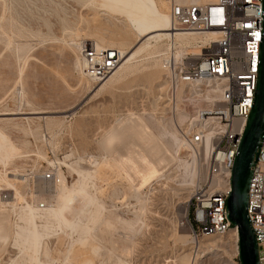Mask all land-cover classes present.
Listing matches in <instances>:
<instances>
[{
    "label": "rangeland",
    "instance_id": "1",
    "mask_svg": "<svg viewBox=\"0 0 264 264\" xmlns=\"http://www.w3.org/2000/svg\"><path fill=\"white\" fill-rule=\"evenodd\" d=\"M91 1L0 0V129L9 134L18 149L8 166L0 164V176L22 177L12 181L16 182L18 195L2 182L1 191L4 192L0 191V198L11 191L14 196L11 195L12 202L2 200L4 204L0 209L8 213L13 227L27 204L40 211L47 209L46 202L34 203L33 197L38 196L40 184H53L54 180H44L45 174L51 173L55 177L61 170L71 186L77 175L70 174L64 163L77 162L85 171L94 170L93 159L100 160L104 155L99 149L102 137L127 116L142 119L155 135L175 131L177 137L184 140L179 128L188 122V119L181 122L179 117L185 111L181 106L184 102H177L176 117L164 113L163 102H159L160 93L165 91L162 88L165 85L162 57L156 58V64L154 59L143 54L135 60L136 68L131 73L120 79L114 76L102 86L93 84L75 69L80 56L78 49L72 46L73 42L88 43L90 39L89 43H92L104 39L105 46L119 50L122 44L121 48L129 51H135L143 43L140 37L129 32L123 18H113ZM163 2V10L169 13L168 0ZM156 47L163 55L168 49V41ZM197 110L195 108L194 116ZM162 142L163 146L173 149L169 135H165ZM183 148L182 162L162 165L160 177L140 191L138 198L135 189L139 179L134 172L130 179L124 174H108L106 179L109 180L97 183L104 189L99 200L112 224L106 238L118 244L116 256L130 247L124 234L133 242L131 254L125 260L127 264L240 263L235 257L237 253L231 236L204 238L197 243L190 228L181 226V221L186 219L185 209L192 213L189 209L192 192L202 181L205 163L200 160L196 183H188L184 164H192V157L190 148L187 145ZM41 205L45 207L40 208ZM141 207H144L142 220L134 224L133 230H128L124 221H133ZM70 241L68 234L52 240V255L61 261ZM221 241L229 242L230 246ZM107 246L110 248V243ZM5 252L0 256V264H9L10 259L21 256L13 240ZM86 257L92 258L94 264L116 261L110 252L101 258Z\"/></svg>",
    "mask_w": 264,
    "mask_h": 264
},
{
    "label": "bare ground",
    "instance_id": "2",
    "mask_svg": "<svg viewBox=\"0 0 264 264\" xmlns=\"http://www.w3.org/2000/svg\"><path fill=\"white\" fill-rule=\"evenodd\" d=\"M178 1L185 4L216 3V0ZM91 3L99 4V8L112 15L113 18H123L125 23H127L126 25L129 27V32L140 37V42L143 41L138 49H134L135 51L131 49L132 51H129L121 48L122 44L119 50H114L110 48L113 46H105L103 44L104 39L93 40L94 42H92V45L95 46L97 50L114 52L117 54L119 60V65L115 72L106 81L101 83H95L85 75L81 60V52L85 42L81 44L77 43V41L73 42L72 46L78 49L77 52H79L80 56V59L76 61L75 69L82 73L83 76L93 84L105 85L114 76H116L115 79H120L128 75L136 68L135 60L143 54H147L149 59H154L156 64L158 62L156 58L162 57V66L165 74L166 61L169 58L179 61L188 55L190 60L194 61L198 56L203 54L204 46L216 37V35L213 34H202L190 32L186 29L175 28L170 14V5L169 13L165 12L163 10L165 4L163 0H92ZM165 40L168 41V49L162 55L163 51L157 50L156 46L160 45ZM89 41L90 39H88V43ZM188 48H192L191 52H186ZM118 82H120V80ZM165 87L163 89H165ZM205 92L206 93H198L196 91L192 96L188 98L186 96L187 100L190 101L193 106H196L195 108H198L196 114L203 110H209L211 107L212 102L210 101H212L214 97L211 95L209 89H206ZM179 101H184L183 91L179 92ZM203 103L206 105L202 106ZM27 104H29V102H27ZM33 114L39 113H32V115ZM127 117L126 119H122L118 125L113 126L112 129L106 132L102 137L99 142V149L104 155L100 159L101 162H98L100 160L93 159L92 164H95L94 170L85 171L77 162L71 165L64 163L70 174L75 173L77 175L75 183L70 186L65 175L61 170H58L55 173L53 184L48 183V186L39 185L37 189L38 196L35 194V196H33L34 203L38 201L46 202L48 204L46 210L40 211L35 208V206H29L27 204L19 215L18 223L13 227L8 213L0 209V256L5 252L10 240H13L14 245L17 246L20 250L19 253H21L19 258L14 260L10 259L9 264H94L93 259L87 258L86 256L89 255L94 258H101L106 255V252H110L116 258L113 264H127L125 260L129 258L131 254L133 242H131L130 237L124 234L123 237L129 240L130 247L122 250L120 256H116V251L118 250L116 245L118 244L112 241L110 242L106 238L112 230V224L110 219L105 215L103 205L99 200V196L104 193V189L99 187L97 183L99 181L109 180L106 179L109 178L108 174H124L127 179H130L131 173L134 172L139 179V186L137 185V188L134 187L136 188L135 193L138 198L140 191L153 180L160 177V170L163 168L161 167L162 165L165 166L172 163V161L182 162L180 153L186 145L191 151L192 164H189V162L184 164L185 176L189 179L187 181L188 183H196L199 175L198 166L200 160L207 161L209 156V144L206 145L204 150H200L197 147L189 145L186 139H179L175 131H165L155 135L142 119L138 118L135 120L132 117ZM179 117L181 122H183L186 119H188V121L191 120L193 116L183 111L180 113ZM26 119H29V117ZM8 135L0 129V164L4 167L8 166L18 153V149L11 142ZM165 135H169L171 138L172 150L162 145ZM199 153L201 156H199ZM14 177L15 178L11 179L7 174L5 177L0 176V191L2 190L1 187L4 186L2 182H4L10 190H15L16 195H18L15 185L16 182L12 181L22 179V177H20V175H15ZM205 180L206 171L204 165L202 181L199 182L198 185L204 183ZM1 183L3 185H1ZM198 185L193 189V192ZM107 186L110 185H106V187ZM11 192L6 193V196H2V199L0 198V206L4 204V200H10L12 202L11 195L13 194L14 196V193L11 194ZM2 194H0V197ZM102 200L104 199L102 198ZM42 206L43 208L45 207L44 205ZM187 210L186 208L185 216ZM143 211L144 207H141L133 221H124L128 230H133L135 227L134 224L142 220ZM67 234L70 235L71 241L60 261L59 258L52 255L54 249L51 246V242L52 240H59L61 236ZM74 237L76 238L74 239ZM108 243L111 245L110 248L107 246ZM220 243L223 245L229 244V242L223 241ZM228 246H230V244ZM234 250L235 253L239 255V251L235 245ZM110 263L107 262L104 264Z\"/></svg>",
    "mask_w": 264,
    "mask_h": 264
},
{
    "label": "built area",
    "instance_id": "3",
    "mask_svg": "<svg viewBox=\"0 0 264 264\" xmlns=\"http://www.w3.org/2000/svg\"><path fill=\"white\" fill-rule=\"evenodd\" d=\"M168 1L175 28L216 35L194 61L188 55L179 61H166L162 88L166 87L159 95L163 112L176 117L179 92L183 91L181 106L193 117L179 127L181 134L189 145L204 150L209 144L210 149L204 161L206 180L194 190L189 208L192 213L187 212L181 226L190 228L197 243L204 238L231 236L239 251V232L228 219L227 201L238 149L257 94L264 37L263 0H216L208 4ZM81 60L85 75L95 83L106 81L119 65L116 53L97 50L92 43H84ZM206 89L214 97L211 107L194 116L195 106L187 98L196 91L206 93ZM257 152L247 214L258 244L259 264H264V136ZM43 178L54 180L51 173Z\"/></svg>",
    "mask_w": 264,
    "mask_h": 264
},
{
    "label": "water",
    "instance_id": "4",
    "mask_svg": "<svg viewBox=\"0 0 264 264\" xmlns=\"http://www.w3.org/2000/svg\"><path fill=\"white\" fill-rule=\"evenodd\" d=\"M264 5V0H263ZM264 28V24H263ZM264 136V37L255 105L238 149L227 201L228 219L239 232L240 264H259L258 244L247 214L248 189L258 146Z\"/></svg>",
    "mask_w": 264,
    "mask_h": 264
}]
</instances>
